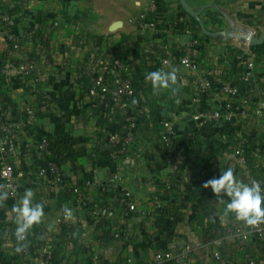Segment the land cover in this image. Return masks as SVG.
<instances>
[{"label":"crops","instance_id":"obj_1","mask_svg":"<svg viewBox=\"0 0 264 264\" xmlns=\"http://www.w3.org/2000/svg\"><path fill=\"white\" fill-rule=\"evenodd\" d=\"M186 2L199 19L179 0H0V126L10 139V160L24 175L21 198L31 188L33 203H43L45 213L42 223L29 231L30 253L23 255L16 251L20 242L11 216L17 202H4L0 264H36L43 245L50 242L54 264H92L94 258L99 264H152L159 250L172 255L171 264L186 255L189 260L181 264H217L215 250L240 262L250 254L264 264L263 244L252 241L239 247L225 235V226H244L232 215L222 220L225 204L211 188H203L206 181L219 178L232 159L221 135L232 140L240 131L249 140V162L234 173L244 182L264 185V119L252 117L264 101L263 58L256 65L258 97L246 104L242 92L235 100L232 123L220 121L203 129L192 123L193 114L212 106L197 90L196 75L234 79L245 60L255 58V46L248 52L235 35L244 30L243 17L262 33L264 0ZM152 4L157 6L149 17L156 22L155 31L147 22H135ZM9 32L16 37L17 49L6 38ZM124 37L126 42L113 51ZM184 57L197 61V74L181 64ZM26 61L34 69L31 77L21 72ZM104 61L113 67L129 65L136 78L137 103L126 111L119 107L123 101L108 107L104 98L89 94L93 71ZM171 66L179 69L175 92L153 94L145 74ZM127 113L139 121L131 154L136 166H127L119 157L116 180V152L106 139L126 127ZM166 121L174 124L180 146H194L196 163L168 168L160 147ZM42 137L54 151L61 183L51 175H38ZM87 182L91 186L86 187ZM74 187L80 188L85 206L72 193ZM124 188L146 216L134 213L129 238L116 239L114 228L125 226ZM65 206L73 216L60 224ZM94 206L102 209V217L92 216Z\"/></svg>","mask_w":264,"mask_h":264},{"label":"built area","instance_id":"obj_2","mask_svg":"<svg viewBox=\"0 0 264 264\" xmlns=\"http://www.w3.org/2000/svg\"><path fill=\"white\" fill-rule=\"evenodd\" d=\"M157 13L156 4H152L148 11L140 15L135 19V22H147L146 27L152 31L156 30V22L149 19L151 15ZM241 23L244 27L239 34L235 36L242 40L244 48L250 51L253 45H251V38H258L261 33L255 28L252 29V23L249 18L243 17ZM8 42L13 45L14 49H17L18 45L15 43L16 37L13 33L6 35ZM194 45H198V41H194ZM165 61L164 64H167ZM181 64L188 67L191 71L197 74L199 65L197 61L184 57L181 59ZM33 66L29 61L21 67V72L26 77L33 76ZM131 68L128 66L113 67L110 62H101L93 71V81L89 89V94L93 97H102L105 99L107 106L111 104L118 105L120 101L123 104L119 107L122 110L133 105V101L136 99V91L134 83L131 77ZM258 83L257 68L255 61L252 57L245 60L242 65V69L237 73L234 79H223L221 77H214V74L210 73L208 77L197 74L194 78V84L200 94L209 99L211 107L197 111L192 115V123L198 128L203 129L217 124L220 121L225 123H232L236 114L235 100L244 92L246 95L245 103L249 104L258 97ZM28 114L30 119H34V111L29 109ZM252 117L257 121L264 119V101H260L258 107L254 109ZM127 125L122 131H114L109 133L107 137V143L115 149L116 155V171L115 179H120V166L119 157L123 159L124 163L134 168L136 166L135 161L131 157L132 148L136 142L137 129L139 121L136 116L127 113L126 117ZM163 134L160 141V147L165 153L166 162L168 168L171 170H177L184 166L187 160V154L190 151L189 147H183L179 145L176 135V129L171 121H166L163 125ZM222 140L225 142V149L229 155H232V159L228 162V167L233 168L234 172L238 169L247 166L249 162V140L246 137L244 131L236 133L232 140L227 134L221 135ZM37 151L41 157L42 164L38 168L39 177L53 176L57 182H62L60 170L56 161L54 151L50 146L49 139L42 137L38 143ZM11 147L10 139L7 134L4 133L0 126V185H5L10 189L9 200L16 203L21 199V185L24 178L23 173L15 168L11 162ZM86 187L91 186L90 182L85 183ZM125 197L127 199L125 208L123 210V216L125 219L124 230L118 227L114 228V237L116 239L124 237L128 239L133 224L130 221L132 215L136 212L141 216H146V212L140 210L134 195L127 190L123 189ZM72 193L78 196V199L85 206L83 202V195L79 187H74ZM159 205V204H158ZM160 208V205H159ZM92 216L102 217V209L99 206H94L91 209ZM64 218H59L58 223H64ZM225 235L234 239L237 242V246L244 247L246 244L257 241L264 245V225H261L258 229H250L245 227H239L234 225L225 226ZM22 247L21 254L27 255L30 253L31 241L29 233L25 241L20 242ZM214 259L217 264H259L258 261L250 254L244 256L243 262L234 261L224 256L220 251L215 250L213 253ZM54 245L52 242L43 245V253L40 255L39 261L36 264H54ZM188 261L187 255L177 261L181 264L183 261ZM174 262L172 255L164 250H159L153 260L152 264H171ZM99 258H94L92 264H99Z\"/></svg>","mask_w":264,"mask_h":264},{"label":"clouds","instance_id":"obj_3","mask_svg":"<svg viewBox=\"0 0 264 264\" xmlns=\"http://www.w3.org/2000/svg\"><path fill=\"white\" fill-rule=\"evenodd\" d=\"M179 69L171 66L169 70H156L145 74V81L150 83L153 94H159L162 90L175 89L173 85L178 83ZM137 103V101H133ZM203 188H211L212 192L221 203L225 204V209L221 219H226L229 215L234 216L235 221L243 224L245 228L258 229L264 225V187L256 180L244 182L234 173L233 168L228 167L221 171L219 178H212L203 184ZM10 189L5 185H0V207L9 198ZM228 199L225 201L223 198ZM34 192L31 188L25 189L23 197L11 208V216L16 224L15 238L18 242L26 240L29 231L42 223L45 216L43 203H33ZM65 219H71L72 209L65 206L62 208ZM215 222V218H210ZM17 252L22 251V247H17Z\"/></svg>","mask_w":264,"mask_h":264},{"label":"trees","instance_id":"obj_4","mask_svg":"<svg viewBox=\"0 0 264 264\" xmlns=\"http://www.w3.org/2000/svg\"><path fill=\"white\" fill-rule=\"evenodd\" d=\"M126 40L127 39L124 37V39H122V41L119 44H117L115 47H113V51H115L116 48H119L124 42H126ZM254 55H255L254 61H255V64L256 65H257V62H260L261 61V58H263L262 61H264V43L262 45H259V46L254 47ZM125 66L130 67L127 64ZM131 75H132L131 77H132V81L134 83V88H135L136 96H137V82H136V78L132 74V71H131ZM189 150L190 151L187 154V160H186V162H185L184 165H186L188 162H191V161L192 162H195V163L197 162V160L196 161H193L195 158L192 159L194 157V155H196L194 146L193 147L191 146L189 148ZM261 185H262V187H264L263 184H261Z\"/></svg>","mask_w":264,"mask_h":264},{"label":"water","instance_id":"obj_5","mask_svg":"<svg viewBox=\"0 0 264 264\" xmlns=\"http://www.w3.org/2000/svg\"><path fill=\"white\" fill-rule=\"evenodd\" d=\"M179 1L182 4V6L185 8V10L191 16L199 19L198 13H195L194 10L191 7H189V5L187 4L186 0H179ZM250 43H251V45H253L255 47L263 44L264 43V30L262 31L261 35L258 38H256V37L251 38Z\"/></svg>","mask_w":264,"mask_h":264}]
</instances>
